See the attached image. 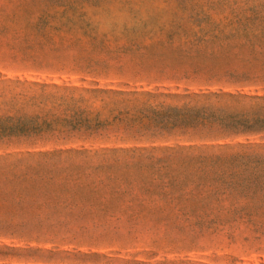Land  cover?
Masks as SVG:
<instances>
[{"label":"rangeland","instance_id":"374dc122","mask_svg":"<svg viewBox=\"0 0 264 264\" xmlns=\"http://www.w3.org/2000/svg\"><path fill=\"white\" fill-rule=\"evenodd\" d=\"M0 264H264V0H0Z\"/></svg>","mask_w":264,"mask_h":264}]
</instances>
